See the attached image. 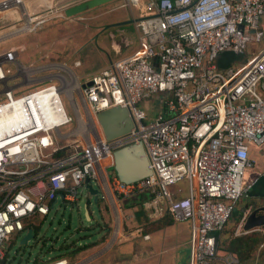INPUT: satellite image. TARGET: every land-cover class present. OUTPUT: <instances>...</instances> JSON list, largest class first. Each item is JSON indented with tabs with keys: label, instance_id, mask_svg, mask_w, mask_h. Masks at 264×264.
Instances as JSON below:
<instances>
[{
	"label": "built area",
	"instance_id": "2783aa9c",
	"mask_svg": "<svg viewBox=\"0 0 264 264\" xmlns=\"http://www.w3.org/2000/svg\"><path fill=\"white\" fill-rule=\"evenodd\" d=\"M125 1L126 7L145 5L138 24L144 48L95 75L84 90L56 86L57 100L66 95L75 117L95 132V142L89 144L92 134L85 137L88 149L74 141L73 151L57 156L68 146L59 145L55 132L68 138L59 129L71 122L62 101L67 119L59 128H45L36 118L34 103L54 86L5 95L7 104L0 107L16 106L24 121L4 136L1 145L9 146L0 149V257L6 258L15 234L28 232V224L48 216L59 200L75 202L89 180L111 206L115 222L122 202L148 194L156 214L188 223L189 264H240L222 253L220 236L253 187L245 180L254 165L251 147L264 146V48L248 51L264 40V0ZM225 51H246L248 58L219 70L217 58ZM14 57H0V82L8 79L4 67ZM141 104H161L164 112L147 122ZM117 107L131 112L135 130L110 141L97 115ZM137 143L144 144L154 174L127 184L109 172L112 164L101 163H113L115 151ZM180 186L186 190L174 193Z\"/></svg>",
	"mask_w": 264,
	"mask_h": 264
},
{
	"label": "crops",
	"instance_id": "0c3cea01",
	"mask_svg": "<svg viewBox=\"0 0 264 264\" xmlns=\"http://www.w3.org/2000/svg\"><path fill=\"white\" fill-rule=\"evenodd\" d=\"M67 1L0 0V6L7 5L8 7V9L0 11V39H3V36L12 37L5 41L6 47L16 44L15 46L21 50V53L9 50L5 54L13 53L15 56L14 62L9 66H15L16 71H12L14 75L10 73L9 77L14 78V84L11 85L17 86V90L32 83L40 85L56 81L66 83V80L72 79L70 73L75 76V82L86 89L95 75L116 63L135 58L144 48L145 43L138 24L146 14L145 5L137 8L142 10L143 15H139L135 8L126 7V1L121 0L113 5L73 19H67L64 15V5ZM23 12L25 16H22ZM29 21L30 24H28ZM54 21L61 23L56 26L53 23L51 25V22ZM61 24L70 25L72 34L77 33L71 38L75 41L74 68L70 66L72 63L70 59L65 62L51 60L59 58L60 53L64 51L63 48H57L61 36L52 44L38 43L37 40L46 29H60L62 28ZM28 26H31L32 30H28ZM12 28H18V31L7 35ZM71 28L66 30L69 32ZM46 49L50 51L44 58ZM35 51L39 53L36 56H39L40 59L29 54V52ZM33 59H36V62ZM42 61L44 65L37 67L38 62ZM47 61H51V63ZM0 91H2L1 88ZM250 157L254 165L249 171L251 177L249 184H252L253 187L248 196L239 203L235 214L234 221L238 225V235L242 229L239 220L244 214L245 208L253 202L264 203V146H252ZM182 188L184 189L183 186L176 187L173 192L177 193L178 189ZM80 196H83L82 193ZM86 198L94 199L89 191ZM79 200L80 197L71 204L78 206ZM100 202L99 196L98 204ZM62 203L66 204L67 201ZM104 203L107 207V202L104 201ZM132 204L127 201L120 204L119 228L117 232L115 230L111 234L112 236L108 235L109 230L105 228L104 224L101 227L102 234L99 241L88 245V247L85 246L86 249L80 253L66 255L62 259H67L70 264H137L138 262L142 264H189L190 225L177 222L169 216L161 217L156 214L147 195L133 198ZM138 207L140 208L139 216L145 217L153 227L150 228V232L139 230L133 237L126 236V223H132V218L127 216L129 212H126V208L132 210ZM89 213L91 212L87 207L88 220L91 219ZM145 237H150V239L147 240ZM262 253L264 255V247L259 248V255ZM246 262L242 261L243 264Z\"/></svg>",
	"mask_w": 264,
	"mask_h": 264
},
{
	"label": "rangeland",
	"instance_id": "374dc122",
	"mask_svg": "<svg viewBox=\"0 0 264 264\" xmlns=\"http://www.w3.org/2000/svg\"><path fill=\"white\" fill-rule=\"evenodd\" d=\"M134 8V7H133ZM130 9V8H129ZM137 12H139V15H143V12L141 9H137ZM56 26L57 24H60L59 21L51 22V25ZM29 26L28 28H30ZM47 27V26H46ZM49 27V26H48ZM60 29H46L42 35H40V38H38V43L41 42H48L49 44H52L55 42L58 37H60V42L57 45V48H63L64 51L60 53L59 58H53L52 61L55 62H65L69 59L72 60L70 63V66L74 68V58H76V52L73 50L75 46V41L71 39L74 35L72 34V28L71 26H66L64 24H61ZM42 28V27H41ZM67 28H71V31H67ZM83 29V28H78ZM18 31V28H12L10 32H8L7 35H11V33ZM10 33V34H9ZM3 39H0V57L5 55L6 52L9 50L13 51H19L21 53V50L18 49L14 45H10L6 47L4 39H10L12 37L10 36H3ZM55 40V41H54ZM4 42V43H3ZM2 43V44H1ZM264 48V40L260 43L254 42L249 45V54H257L261 49ZM50 51L46 49L44 51V58L46 56V53ZM30 55H35V58L39 56H36V54H39L38 52H29ZM40 59V58H39ZM36 62V59H33ZM22 61V60H21ZM41 61V60H40ZM50 62L51 61H47ZM46 62V63H47ZM39 66L44 65L43 61L40 63L38 62ZM25 64V63H24ZM69 64V63H68ZM6 73H12V71H16L15 66H9L6 65L4 67ZM48 74V73H46ZM72 79L66 80V83L62 82H51V83H44V84H29L28 86L20 87L19 90L16 91L17 96H21L23 94H30L34 93L36 91L42 90L46 87L54 86L61 87L62 85L68 84L71 85ZM14 84V82H12ZM84 86V85H83ZM71 88L72 87L71 85ZM84 90L85 87H82ZM64 90V88H63ZM66 93H70V89L64 90ZM60 99L62 101L64 110L68 116V119L71 120L67 126L62 127L59 129L61 134L69 135L68 138H61L57 132H55V137L58 140L59 145L65 146L67 145V151L70 152L71 147L70 144L77 142L82 143L83 146L88 149V144L85 140V137L91 135L92 133H85L83 129L84 125L80 126L77 118L75 117L74 111L72 110V107L68 101V98L66 95H60ZM77 100V99H76ZM7 104V98L6 96H3L0 98V106ZM77 104L79 106V101L77 100ZM159 107H154L151 105H145L141 104L138 108L141 111H145L147 114V122H153L157 121L161 113L164 112L163 105L160 104ZM83 134L84 136H81L79 134ZM85 133V134H84ZM106 164H112L111 161H106ZM252 170V169H250ZM247 171L246 174V182L250 181V174L249 171ZM109 172L111 174H115L114 169L112 167L109 168ZM95 187H97V184H95ZM186 190V187L183 186ZM81 193L83 196H80V200L77 204H71V203H62L61 200L55 205V208L50 211V214L48 216L44 217H37L34 219L35 225L40 226V231L38 232V236L36 239L31 240L27 245H22V238L26 236L27 231H24L20 234H15L13 236V239H16L15 242L11 246V242L8 244L7 250L10 251L9 256L4 258L0 257V264H47L53 260L62 259L66 257V255H73L80 253V251L86 249L85 246L88 247V245L93 244L99 239H101V227L105 224V228L109 230L108 235L110 236L113 234L116 230L118 231L119 228V222H114V211L112 210L111 206L105 207V203L103 198L100 196L101 202L99 204H95L94 199H87L86 194L88 191L86 189H82ZM148 195V194H144ZM133 198L126 199L125 201L130 202L132 204ZM87 207L89 208L90 212V220H88L86 212ZM126 212L128 213V217L130 216L132 218V223L130 224L126 223V236L133 237L134 234L137 233L139 230H144L146 232H150L153 227V225L149 224V221L143 217L142 215L139 216L140 208L135 209H128L126 208ZM131 210V211H130ZM154 215V213H152ZM126 216V217H127ZM107 220V223H105ZM235 220V219H234ZM110 221V223H108ZM127 221V218H126ZM238 225L235 223V221H232L227 229L224 231V233L220 236L221 246L223 247L222 253H231L232 250H238L241 252L242 257H248L245 261H247L245 264H264V255H259V248L261 247L260 244L263 243L264 240V227L260 229H256L251 232H243L238 235ZM117 234V233H115ZM112 236V235H111ZM253 238L254 241H253ZM135 247V246H134ZM249 247V248H248ZM248 249V250H247ZM261 254V253H260ZM236 256V255H235ZM238 256H236L237 258ZM237 260H240L239 257ZM241 261V260H240ZM239 261V262H240ZM142 264V263H137ZM243 264V263H242Z\"/></svg>",
	"mask_w": 264,
	"mask_h": 264
},
{
	"label": "water",
	"instance_id": "95a60500",
	"mask_svg": "<svg viewBox=\"0 0 264 264\" xmlns=\"http://www.w3.org/2000/svg\"><path fill=\"white\" fill-rule=\"evenodd\" d=\"M121 0H68L64 5V15L67 19H73L80 15L113 5ZM63 8V7H62ZM7 40V39H4ZM248 58L246 51H225L217 58L219 70H227L238 62ZM13 77L10 76L5 82H0V98L8 93H14L17 86H12ZM90 86V84H89ZM97 122L107 140H114L128 135L135 130V124L128 109L117 107L97 115ZM112 168L118 178L127 183H135L154 174L147 152L143 143H137L123 147L113 154ZM87 190L98 204L100 191L94 188L89 180ZM240 217L243 232H251L264 227V203L253 202L249 204ZM36 239L34 230L30 229L22 238V245H27Z\"/></svg>",
	"mask_w": 264,
	"mask_h": 264
},
{
	"label": "bare ground",
	"instance_id": "6f19581e",
	"mask_svg": "<svg viewBox=\"0 0 264 264\" xmlns=\"http://www.w3.org/2000/svg\"><path fill=\"white\" fill-rule=\"evenodd\" d=\"M11 6V5H10ZM8 9L7 5H1L0 11ZM25 16V13L23 12V15ZM30 24V21L28 22ZM29 27V26H28ZM28 30H32V27L28 28ZM69 71V70H67ZM71 75L72 78V87L74 89H79L78 84L75 82V76ZM47 77V76H46ZM49 78V77H48ZM59 91L57 90V87L54 86L51 91L44 92L42 95H40L39 100L34 103L35 111H36V118L41 122L42 126L49 129H56L59 128V126L66 121L67 118L63 116L61 105L58 104V101L61 102V100H57V94ZM11 98H13V95L10 94ZM15 101V100H14ZM62 118V119H61ZM80 123L79 125L82 126L83 122L81 119H77ZM24 119L19 113V109L14 107H0V149L4 147H8L9 145H1L7 137H4L7 133L13 134L20 125L23 123ZM44 123V125H43ZM84 125V132L89 134L92 133V137L89 140V144L91 142H95L94 137H96L95 132L91 130L90 124L85 123ZM93 131V132H92ZM84 133V134H85ZM81 136H84L82 133L79 134ZM94 145V144H93ZM95 147V145H94ZM0 164H1V152H0ZM104 167L107 165L106 161L101 163Z\"/></svg>",
	"mask_w": 264,
	"mask_h": 264
},
{
	"label": "trees",
	"instance_id": "16d2710c",
	"mask_svg": "<svg viewBox=\"0 0 264 264\" xmlns=\"http://www.w3.org/2000/svg\"><path fill=\"white\" fill-rule=\"evenodd\" d=\"M67 153H68V151L66 150V149H64L63 151H61V152H59L58 153V157H60V156H65V155H67ZM142 198H144V197H142ZM2 199V196H0V200ZM141 199V198H140ZM29 226H28V228H30V229H33L34 230V234L36 235V237L38 236V232L40 231V226H36L35 224H33V223H30V224H28ZM254 239L255 238H253V241H254ZM15 240L16 239H13L12 240V242L10 243L11 244V246H12V244L15 242ZM249 248V247H248ZM221 249H222V251H223V247L221 246ZM248 250V249H247ZM9 253H10V251L8 250L7 251V256H9ZM230 254H233L234 256L236 255V256H238L239 257V259L241 260H239L241 263H242V261H245L248 257H242V255H241V252H239L238 250H232L231 251V253ZM6 256V257H7ZM235 256V257H236ZM237 257V258H238ZM6 259V258H5Z\"/></svg>",
	"mask_w": 264,
	"mask_h": 264
},
{
	"label": "flooded vegetation",
	"instance_id": "af4514ba",
	"mask_svg": "<svg viewBox=\"0 0 264 264\" xmlns=\"http://www.w3.org/2000/svg\"><path fill=\"white\" fill-rule=\"evenodd\" d=\"M29 230H30V229H29ZM29 230H28V231H29Z\"/></svg>",
	"mask_w": 264,
	"mask_h": 264
}]
</instances>
